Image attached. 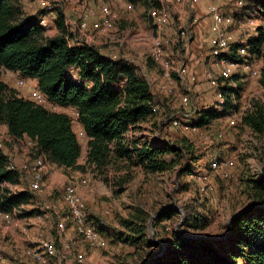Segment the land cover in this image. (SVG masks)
I'll use <instances>...</instances> for the list:
<instances>
[{"label":"rangeland","instance_id":"obj_1","mask_svg":"<svg viewBox=\"0 0 264 264\" xmlns=\"http://www.w3.org/2000/svg\"><path fill=\"white\" fill-rule=\"evenodd\" d=\"M242 1L240 4L239 0H210L224 15L223 29L232 44H244L257 36L258 27L264 26V13L250 7L255 0ZM198 2L164 0L168 22L161 34L165 42L163 54L158 56L155 49L158 33L151 9L161 10V0H13L19 18L36 17L44 26L42 40L58 33V10L62 9L71 39L77 37L79 43H95L113 60L132 64L137 74L148 80L161 105L153 115L131 125L124 135L128 146L133 142L142 146L185 138L194 149L173 168L154 173L135 159L118 157L116 153L105 165L90 162L89 139L78 137L82 147L79 166L67 168L49 159L41 191L30 189L29 172H24L17 183L6 186L11 192L28 191L30 199L21 203V226L11 228L0 218V260L4 264H40L25 256V251L44 241H53L62 252L52 257L50 264H67L61 258L71 260L79 253L87 258L85 264H140L150 250L160 249H151L145 241L135 239L141 236L140 229L146 238L154 239L148 221L164 206L175 205L178 212L153 226L155 234L158 232L156 238L165 245L173 232L184 230L182 223L194 212L208 214L212 219L211 225L198 235L217 236L225 232L230 218L245 206L248 199L243 192V178L261 171L262 157L257 150L261 144L242 124V119L254 100H264V57L247 53L241 61L250 67L240 66L225 78L222 67L216 65L215 59L220 55L213 52L211 34L183 47L178 38L181 28H189L195 37L196 26L212 19L209 4L207 11H196L194 4ZM105 5L109 13H104ZM80 17H85V28L80 27ZM103 19L107 20L104 27ZM184 66L197 76L195 82L179 77ZM76 73V69L71 72L75 77ZM208 73L218 79L219 87L212 86ZM1 78L16 94L31 97L35 80L19 86L20 75L5 69ZM124 84L122 78L112 87L123 88ZM218 92L230 97L234 107L226 111V105L218 101ZM186 93L190 94L191 105L185 107L182 97ZM59 110L69 115L78 132L81 123L77 120V109L58 107ZM205 110H216L220 115L209 125L198 127L196 124ZM174 118L179 121L177 126L172 122ZM216 161L218 167L213 166ZM71 182L77 185L88 224L100 233L103 245L93 247L80 241L63 199L64 188ZM44 211L50 213V218L39 217ZM139 211H143V218ZM59 221L66 224L64 231H59Z\"/></svg>","mask_w":264,"mask_h":264},{"label":"trees","instance_id":"obj_2","mask_svg":"<svg viewBox=\"0 0 264 264\" xmlns=\"http://www.w3.org/2000/svg\"><path fill=\"white\" fill-rule=\"evenodd\" d=\"M250 7L264 13V0L252 1ZM19 17L13 0H0V122L8 126L11 135L31 138L39 153L60 166H79L82 147L69 115L16 94L1 78L3 69L35 80L51 103L78 110L79 122L89 137L90 162L105 165L116 153L118 157L135 159L155 173L173 168L193 153V145L185 138L142 146L133 142L128 146L124 135L131 125L153 115L154 108L159 110L161 105L148 80L140 77L132 64L113 60L95 45H71L62 9L58 10V33L46 40H42L44 26L36 17ZM263 44L264 26H260L257 36L244 44L231 43L224 56L241 61L244 56L239 50L246 47L248 54L264 57ZM75 69L78 80L71 74ZM122 78L123 88L112 87ZM225 105L227 111L235 104L229 97ZM219 115L216 110H205L196 125H209ZM242 124L261 144L257 150L262 157L261 171L243 178V192L248 199L245 206L230 218L225 232L217 236L198 235L211 225L212 219L208 214L194 212L182 223L184 230L173 232L166 245L161 241L164 250L140 229L141 236L135 241L141 239L149 248L160 249L150 250L140 264H264V100L253 101ZM9 165L10 159L0 150V210L6 212L30 199L28 191L12 193L4 185L17 183L25 172L11 170ZM139 212L143 218V211ZM177 214L175 208L167 207L156 215L153 226Z\"/></svg>","mask_w":264,"mask_h":264},{"label":"built area","instance_id":"obj_3","mask_svg":"<svg viewBox=\"0 0 264 264\" xmlns=\"http://www.w3.org/2000/svg\"><path fill=\"white\" fill-rule=\"evenodd\" d=\"M239 3H243L242 0H239ZM104 13H109L110 9L108 6H104ZM208 12L211 15L212 18V27L211 30L213 32V35L210 38V43L213 47V52L215 55L218 56L215 61L217 66L222 67V75L227 78L232 74V71H234L236 68L240 66H244L245 68H249L250 65L244 63L243 61L237 60V59H228L225 56H221L222 54L228 53L230 51V44H231V37L224 31L223 24L226 23V19L224 18L223 13L218 8L217 4L211 3L208 5ZM151 15L154 18V26L158 33V37L155 41V49L156 54L158 56L163 54V49L165 42L161 38L162 32L165 30V27L168 22V12L166 9V6H162L161 10L152 8L151 9ZM67 22V21H66ZM194 22H197V18H194ZM253 23V22H251ZM87 26V22L85 21V17L82 20V23L80 24L81 28H85ZM74 32V31H73ZM76 33V32H74ZM192 32L189 28H181L178 33V38L180 42L182 43L183 47H186L190 41L193 40ZM72 39H70L71 42ZM91 44V43H87ZM240 54L242 56L246 55L248 51L246 50V47H242L240 50ZM254 74L257 73V70L253 71ZM168 77H170L169 73H166ZM180 78H186V80L190 83H193L196 81L197 76L189 71L187 66L182 67V69L179 72ZM208 78L210 79V83L214 87H219L218 79L214 78V76L211 73H208ZM27 80H32L29 78L21 77L17 80V84L19 86H24L27 82ZM172 82V81H171ZM30 99L36 102L37 104H40L42 106L47 107L51 111H57L58 105H55L49 101V99L38 89L37 83L34 85V90L30 94ZM218 101L220 105L224 106L226 102V94L223 92H218L217 94ZM50 104V106H48ZM182 104L183 106H189L191 105V99L190 94L186 93L182 97ZM75 109V108H74ZM60 111V110H59ZM77 112V120L79 121V112ZM158 111V107L154 108V112ZM173 124L177 126L179 124V121L174 118L172 120ZM79 132V133H78ZM78 132H76L78 137H85L88 138V135L81 124L80 129H78ZM22 137H15L10 134L9 140H21ZM5 138L0 135V150L4 151L5 147ZM29 151L28 156L31 158V162H25L24 163V169L29 170L31 177L29 178V187L31 190H34L36 192H39L42 190V187L44 185L45 181V173L48 168V160L46 154L39 153L36 147V143L34 140L29 138L28 145ZM219 163L216 161L214 162L213 166L218 167ZM19 169V166L16 164V162L10 160L9 169ZM24 171V170H23ZM5 186H9V183H4ZM14 193V192H12ZM63 199L64 202L67 204L70 210V218L73 221V225L75 228V231L77 235L79 236V239L82 243H86L90 246H100L104 244V240L101 237L100 233L93 228H91L88 224L87 214L85 210V204L83 201V198L81 194L78 191V187L75 183L71 182L69 183L65 188L63 192ZM21 210V205L14 207L11 211H2L0 210V218L5 220V222L8 224V226L17 227L21 226V219L19 218ZM50 213L47 211H44L42 214H40V218H50ZM66 228V224L63 221L58 222V229L59 231H64ZM22 230L26 231V227H21ZM67 246H63V249H65ZM59 255H62V252L58 250L56 244L53 241H44L41 242L39 245L30 247L25 251V256L31 258L32 260L40 263V264H50V261L53 259L52 257H58ZM65 260V263L67 264H85L86 257L83 253L77 254L76 258L68 259V258H61Z\"/></svg>","mask_w":264,"mask_h":264},{"label":"crops","instance_id":"obj_4","mask_svg":"<svg viewBox=\"0 0 264 264\" xmlns=\"http://www.w3.org/2000/svg\"><path fill=\"white\" fill-rule=\"evenodd\" d=\"M161 4H162V6L165 5L164 4V0H161ZM197 4L198 5L194 4V7L196 8V11H199V9H200L201 11L205 12V11H207L206 10L207 9V5L210 4V0H199V2ZM81 17H83V16H81ZM81 17H80V19L83 20V18H81ZM206 19L208 20L209 18L206 17ZM210 23H212V19L209 20V21H206V22H201L199 25L196 26V28L194 29L195 37L192 40V43H193V41L195 39L200 40L201 38L204 39V37H206V36L209 38L210 34H211V36L213 35L211 27H210V31L211 32H209V24ZM102 24H103L102 25L103 27L106 26L107 25V20L103 19L102 20ZM165 29H166V27H165ZM211 36H210V38H211ZM77 42H78L77 37L72 38L71 43L78 44ZM209 42H210V40H209ZM92 45H95V43H93ZM100 51L104 55L108 56V54H106V52H103L101 49H100ZM211 61H213V60L211 59ZM9 71H11V70H9ZM74 78L76 79L77 76L76 77L74 76ZM0 135L5 138V141H4L5 142V147H4V151H3L4 154H6L11 161L16 162V164L19 166L20 170H24L25 172H27V173L29 172L30 173L29 170H27V169L25 170L23 168L25 162H28V163H29V161L31 162V159H30L31 157L28 156V151L31 148H29V146H27L28 145V141H29V137L24 136V137H22L23 139L18 140V141L9 140L10 133H9L8 126L5 123H1V122H0ZM26 231H27V229H26ZM4 263H5L4 261L0 260V264H4ZM12 264H14V263H12Z\"/></svg>","mask_w":264,"mask_h":264},{"label":"water","instance_id":"obj_5","mask_svg":"<svg viewBox=\"0 0 264 264\" xmlns=\"http://www.w3.org/2000/svg\"><path fill=\"white\" fill-rule=\"evenodd\" d=\"M167 207H174V208L177 209V207H176L175 205H167V206H165V207L159 209V210H158V211H157V212H156V213L150 218V220H149V224H148L149 229H150V231L152 232V235H153L154 240H155L156 242H158V243L161 244L163 250L165 249V246H164V244H163L160 240H158V239L156 238L155 230H154V227H153V220H154V218L156 217V215H157L158 213H160L162 210H164V209L167 208ZM183 218H184V216H183V214H182V219H183ZM229 222H230V220L228 221V224H229ZM193 236H196V237H205V236H198V235H193Z\"/></svg>","mask_w":264,"mask_h":264}]
</instances>
